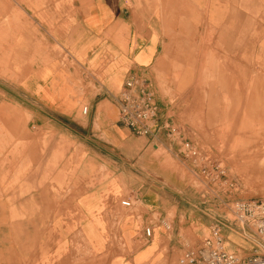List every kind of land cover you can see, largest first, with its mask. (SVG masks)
Wrapping results in <instances>:
<instances>
[{"label":"crops","instance_id":"1","mask_svg":"<svg viewBox=\"0 0 264 264\" xmlns=\"http://www.w3.org/2000/svg\"><path fill=\"white\" fill-rule=\"evenodd\" d=\"M54 16L52 26L36 16L39 34L24 35L12 60L17 70L0 75L11 145L0 161V264L72 261L79 238L96 264H170L183 248L181 227L197 225L200 237L206 226L159 181L155 150L169 138L135 135L112 95L141 74L153 83L159 121L171 119L163 81L194 80L193 48L205 47L209 32L239 62L264 65V0H70ZM37 41L57 43L75 65L43 64ZM123 199L131 212L119 215ZM173 211L170 232L160 221Z\"/></svg>","mask_w":264,"mask_h":264},{"label":"rangeland","instance_id":"2","mask_svg":"<svg viewBox=\"0 0 264 264\" xmlns=\"http://www.w3.org/2000/svg\"><path fill=\"white\" fill-rule=\"evenodd\" d=\"M70 0H0V75L10 77L17 70L13 56L20 55L19 43L26 33L39 34L36 16L54 25L56 16L68 7ZM207 33L202 49L193 48L199 63L190 64L191 76L186 86L181 81H163L164 93L169 98V116L186 139L193 141L212 161L225 170L221 181L206 179L191 159L184 157L180 147L169 139L159 142L155 153L158 157L159 181L166 180L172 190L175 204L185 206L191 221L206 226V234H195L197 225L181 227L183 248L175 252L170 264H176L183 249L196 244L210 235V227L222 221L223 235L230 251L242 257L264 252V237L254 227L245 231L234 222L227 203L236 200L264 198V65L249 62V58L238 61L234 53L221 41L210 40ZM46 54L40 52L43 64L53 59L62 63L68 53L57 43L43 44ZM231 68V69H230ZM79 65H76L78 71ZM169 82L168 88L165 84ZM174 84V85H173ZM174 86V87H173ZM156 93V92H155ZM5 102L0 96V103ZM5 112L0 109V161L6 149L7 129L1 121ZM18 118V117H17ZM4 185L0 176V198ZM123 212H131L122 206ZM175 211L169 213L173 220ZM186 221L183 220V223ZM172 231V230H171ZM170 231V232H171ZM233 237H237L236 239ZM114 240L117 231H114ZM77 257H60L58 264H96V256L80 238L75 242ZM167 252V248L164 249ZM64 261V263H61ZM31 264H44L32 261ZM157 264H165V261Z\"/></svg>","mask_w":264,"mask_h":264},{"label":"built area","instance_id":"3","mask_svg":"<svg viewBox=\"0 0 264 264\" xmlns=\"http://www.w3.org/2000/svg\"><path fill=\"white\" fill-rule=\"evenodd\" d=\"M113 100L119 107V120L135 135L152 136L163 132L172 142L176 143L180 153L191 159L206 179L221 181L225 170L217 162L212 161L198 145L186 139L181 130L169 119L159 121V104L153 83L141 74H131L124 86ZM87 106L83 112H87ZM121 204L125 207L132 205L131 200L123 199ZM227 208L233 215L229 220L240 229L254 227L256 233L264 237V198L250 200H236L227 203ZM160 223L166 231L173 229V223L168 218ZM222 221H216L210 227V235L196 244L183 249L176 264H264V252L246 257L225 248ZM154 227L148 225L144 228L146 238L153 234Z\"/></svg>","mask_w":264,"mask_h":264}]
</instances>
